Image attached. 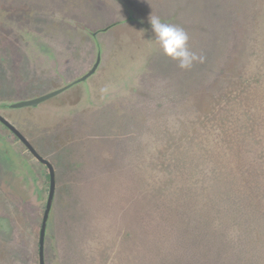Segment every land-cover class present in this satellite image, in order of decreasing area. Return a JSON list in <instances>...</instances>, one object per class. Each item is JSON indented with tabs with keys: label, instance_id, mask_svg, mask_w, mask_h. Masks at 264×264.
I'll return each instance as SVG.
<instances>
[{
	"label": "rangeland",
	"instance_id": "rangeland-1",
	"mask_svg": "<svg viewBox=\"0 0 264 264\" xmlns=\"http://www.w3.org/2000/svg\"><path fill=\"white\" fill-rule=\"evenodd\" d=\"M150 16L182 27L204 61L179 67ZM96 57L84 84L32 108L0 106L55 169L45 264H154L132 216L156 208L168 227L193 180L214 200V243L229 250L208 264H264V204L246 205L242 170L264 160V0H0V67L17 80L21 66L36 86L0 102L61 86ZM48 182L0 124V264H38Z\"/></svg>",
	"mask_w": 264,
	"mask_h": 264
},
{
	"label": "trees",
	"instance_id": "trees-1",
	"mask_svg": "<svg viewBox=\"0 0 264 264\" xmlns=\"http://www.w3.org/2000/svg\"><path fill=\"white\" fill-rule=\"evenodd\" d=\"M245 153L248 154L246 150ZM242 170L245 180L246 205L256 209L253 204L256 200L260 199L264 204V160L262 159V161L256 163L250 161L247 165L245 164ZM233 181L239 180L234 177ZM193 184H196L195 180L186 185V188L192 191V194L184 203L182 202L184 204L182 208L178 212L167 214L166 218L163 219H169L168 227H159L160 222L158 220H162V218L158 215V209L156 208H151L146 213L145 210L136 209L134 216H132L136 223L139 220L138 226L146 228V233L142 229H139V232L136 229L135 236L138 235L140 241H142V235L145 236L154 264H208L207 258L210 255L219 253V251H229L226 243H214L213 234L220 233L218 225L216 229L214 227L216 224L211 220L213 216L210 202L213 205L214 200L201 193L203 192L201 190H204L203 186L200 188L198 185L199 192L195 193ZM157 208L159 207L157 206ZM149 212L155 213L151 216ZM246 215L248 216L247 212ZM216 217L218 218L217 214ZM119 218L125 220L126 213ZM180 218L181 223L179 222ZM248 234L251 236L249 228ZM218 235L220 236V234ZM198 254H203V257L198 256ZM217 256H213L216 257L214 263L218 262ZM219 262L222 264L220 256Z\"/></svg>",
	"mask_w": 264,
	"mask_h": 264
},
{
	"label": "water",
	"instance_id": "water-1",
	"mask_svg": "<svg viewBox=\"0 0 264 264\" xmlns=\"http://www.w3.org/2000/svg\"><path fill=\"white\" fill-rule=\"evenodd\" d=\"M112 23L107 24L105 27L100 28V30H104L110 26H112ZM99 63V58L97 57L96 61L92 64V66L89 68L87 73H85L81 79L86 78L93 73H95L97 66ZM66 87L62 86L59 88H55L53 90H50L48 92H45L43 94H40L34 98L29 99H21L18 101H14L9 104L10 107H24L29 105H35L38 102H41L45 99H48L51 96H54L61 91H63ZM0 121L4 123L11 131L12 133L24 144L26 149L30 152V154L40 163L44 164L48 171V191H47V197L45 201V205L43 208L42 216H41V222H40V228H39V236H38V264H45L44 260V236L46 231V225L49 218V214L52 208V201L54 198L55 193V186H56V176H55V170L53 167V164L51 161L44 157L34 146L33 144L22 134L18 129H16L14 126H12L7 120H5L0 115Z\"/></svg>",
	"mask_w": 264,
	"mask_h": 264
},
{
	"label": "clouds",
	"instance_id": "clouds-1",
	"mask_svg": "<svg viewBox=\"0 0 264 264\" xmlns=\"http://www.w3.org/2000/svg\"><path fill=\"white\" fill-rule=\"evenodd\" d=\"M149 23L163 53L177 61L179 67L186 69L195 62L204 61L202 55L190 50L189 35L182 27L164 22L157 16H150Z\"/></svg>",
	"mask_w": 264,
	"mask_h": 264
},
{
	"label": "flooded vegetation",
	"instance_id": "flooded-vegetation-1",
	"mask_svg": "<svg viewBox=\"0 0 264 264\" xmlns=\"http://www.w3.org/2000/svg\"><path fill=\"white\" fill-rule=\"evenodd\" d=\"M13 9H18V7H14ZM107 29V28H106ZM106 29H104V30H106ZM100 30V29H99ZM101 31H103V30H101ZM13 48H15L16 50H18V48H16L15 46L13 47ZM96 59H97V57H96ZM20 54L18 53V58H16V59H14V61H13V59L11 60V63L12 64H14V65H19V63H20ZM23 61H24V59H22V64H23ZM96 61V60H95ZM2 67V68H1ZM1 67H0V99H9L8 97H11V96H16L14 93H16V92H18L19 94H21V91L20 90H22V92L23 91H26L27 89H35V87L36 86H26L23 82H22V76L20 75V74H24V71H25V69H22L21 68V66H19V69H18V73H19V75H18V79L16 80V79H10V70L8 69V67H7V65L6 64H4V63H2V65H1ZM88 71V70H87ZM87 71L86 72H84V73H82L81 75H79L78 77H76V78H74V79H72V80H70V81H68V82H66L65 84H63V85H61V86H58V87H56V88H59V87H62V86H65L66 88L64 89V90H66V89H68V88H70L71 86H73L74 84H76V83H83L84 84V82H85V80L89 77H86V78H83V79H81L82 78V76L85 74V73H87ZM53 89H55V88H53ZM53 89H51V90H53ZM63 90V91H64ZM48 91H50V90H48ZM48 91H46V92H48ZM62 92V91H61ZM45 93V92H44ZM87 94H86V96H87V99H88V101H91L90 100V98H88L91 94H90V91H89V89H88V92H86ZM22 94H24V93H22ZM41 94H43V93H41ZM38 95H40V94H38ZM38 95H31V96H28V97H25V98H23V96H21V95H19V98H21V99H29V98H34V97H36V96H38ZM57 95V94H56ZM25 96V95H24ZM55 96V95H54ZM51 97H53V96H51ZM91 97V96H90ZM50 98V97H49ZM21 99H19V100H21ZM46 100V99H45ZM45 100H43V101H41V102H38L37 104H35V105H29V106H24V107H10L9 106V104L10 103H12V102H14V101H11V102H7V100L6 101H3V102H0V106H1V108L2 109H11V108H16V109H21V108H28V107H35V106H37V105H39L40 103H42V102H44ZM15 101H18V100H15ZM0 115L5 119V120H7V122H9L12 126H14L16 129H18L21 133H22V131L19 129V127H17V125H15L7 116H5L4 114H2L1 112H0ZM0 124L2 125V127L4 128V129H6V130H8L10 133H12V131L4 124V123H2L1 121H0ZM13 134V133H12ZM23 134V133H22ZM14 135V134H13ZM25 136V135H24ZM14 137L18 140V141H20L15 135H14ZM26 137V136H25ZM27 138V137H26ZM28 139V138H27ZM29 140V139H28ZM30 141V140H29ZM21 142V141H20ZM22 143V142H21ZM23 144V143H22ZM24 145V144H23ZM54 167V166H53ZM55 170V169H54ZM55 176H56V174H55ZM56 184V183H55ZM55 190H56V186H55Z\"/></svg>",
	"mask_w": 264,
	"mask_h": 264
}]
</instances>
